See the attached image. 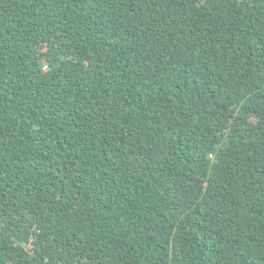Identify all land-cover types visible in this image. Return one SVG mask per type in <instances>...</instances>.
Wrapping results in <instances>:
<instances>
[{
    "label": "trees",
    "instance_id": "obj_1",
    "mask_svg": "<svg viewBox=\"0 0 264 264\" xmlns=\"http://www.w3.org/2000/svg\"><path fill=\"white\" fill-rule=\"evenodd\" d=\"M0 264H264V0H0Z\"/></svg>",
    "mask_w": 264,
    "mask_h": 264
}]
</instances>
